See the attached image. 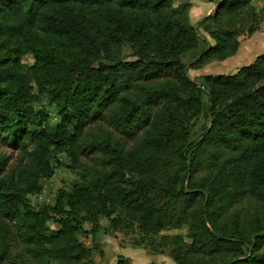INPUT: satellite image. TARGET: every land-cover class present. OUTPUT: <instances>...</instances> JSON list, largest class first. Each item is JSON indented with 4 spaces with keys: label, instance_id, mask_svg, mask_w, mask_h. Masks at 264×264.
<instances>
[{
    "label": "trees",
    "instance_id": "16d2710c",
    "mask_svg": "<svg viewBox=\"0 0 264 264\" xmlns=\"http://www.w3.org/2000/svg\"><path fill=\"white\" fill-rule=\"evenodd\" d=\"M251 3L218 0L199 23L210 43L189 25V1L0 0V139L31 144L24 181L49 176L51 153L81 147L93 124L142 132L129 149L87 143L109 170L43 208L26 199L34 184L2 186L0 160V260L20 242L16 264H97L78 233L105 217L135 222L173 264H264V52L234 72L187 73L260 31ZM203 42L186 69L184 54ZM26 53L33 63L18 69ZM186 225V235H160Z\"/></svg>",
    "mask_w": 264,
    "mask_h": 264
},
{
    "label": "rangeland",
    "instance_id": "374dc122",
    "mask_svg": "<svg viewBox=\"0 0 264 264\" xmlns=\"http://www.w3.org/2000/svg\"><path fill=\"white\" fill-rule=\"evenodd\" d=\"M170 1L172 6L176 7L189 0ZM251 4L261 15L259 21V27L261 29L258 32L264 33V17L262 14L264 11V0H252ZM190 6L188 8V22L190 26H193L202 18L191 20L189 18ZM198 25L197 30L201 35V37L199 36L201 40L206 39L210 43H213L204 31L203 25ZM250 36L251 35H244V37L241 38V43L244 42V44L246 43L245 46H247L248 41L250 40L248 37ZM204 42L199 43L196 49L184 54L183 61L186 64H189L195 58L196 52L203 48ZM130 53L131 49L129 46H124L122 54L128 55ZM32 63V55L26 53L20 56L17 68L24 70ZM218 63V61H213L201 66H195L189 68L187 73L191 78L217 73L220 71L216 65ZM48 116L50 117V120L55 121L56 116L54 112L48 111ZM202 122L203 118H200L196 122L192 138L196 137L201 131ZM141 135L142 132L139 131L135 136L128 137L125 134L116 132L111 126L100 123L93 124L91 130L84 134V141L81 147L77 146L76 149L66 152L51 153L49 165L53 170L49 176L38 177L37 175L35 176L33 172H30L23 175V177H30L26 181L22 179L19 171L21 167L27 168V170L29 169L28 153H31L32 151L31 144L28 140H23L22 138L16 143L18 146L15 147L14 141L10 139H0V160H5V165L1 173L3 180L2 186L6 183L12 182V184H17L21 190H28L34 184L37 187L36 190L26 194L28 203L32 206H37L38 208L50 206L53 204L60 190H69L73 184L77 183L86 184L87 182V184H89L91 181L90 174H94L95 172H106L109 170V166L100 165L102 153L100 151H90L89 148H85L87 143L96 142L95 139L100 138L109 142L111 145H117L123 149H129L136 145L141 138ZM34 181L35 183H33ZM38 193L43 194L44 197L42 200H39L36 197ZM126 221H128L127 218ZM127 223L128 225H117L113 227L110 225V220L108 218L99 217L96 220L97 227L94 231L95 234L90 232L91 227L86 223L83 226V229L78 233V238L90 249L92 258L97 264H116L120 256L126 258L128 264H173L166 248L162 251H156V248L151 244L152 239L148 238L147 235L142 234L135 222L131 221ZM47 226L54 228L55 224L50 220L48 221ZM187 233L188 226L186 225L180 228L163 230L160 235H186ZM11 246L10 254L7 259H1L0 264H16V261H18L15 259L16 256L22 258L26 256L27 252L20 242L13 243Z\"/></svg>",
    "mask_w": 264,
    "mask_h": 264
},
{
    "label": "crops",
    "instance_id": "0c3cea01",
    "mask_svg": "<svg viewBox=\"0 0 264 264\" xmlns=\"http://www.w3.org/2000/svg\"><path fill=\"white\" fill-rule=\"evenodd\" d=\"M189 1L191 3L189 9V18L191 20L205 17L214 10V7L216 5L212 0ZM249 38L250 42L248 41L247 46H245L246 43L244 44V42H240L239 48L233 56L216 64L220 71L212 74L234 72L237 68L251 63L257 55L261 54L264 50V33L256 32L255 34L248 37V39Z\"/></svg>",
    "mask_w": 264,
    "mask_h": 264
},
{
    "label": "water",
    "instance_id": "95a60500",
    "mask_svg": "<svg viewBox=\"0 0 264 264\" xmlns=\"http://www.w3.org/2000/svg\"><path fill=\"white\" fill-rule=\"evenodd\" d=\"M207 1V0H206ZM212 1H214L215 2V4L217 5L218 4V0H212ZM216 5H215V7H214V10H213V12L216 10ZM200 21V20H199ZM199 21L197 22V23H195L193 26H192V29L195 31V33L197 34V36H200L201 37V35H200V33L198 32V30H197V25H198V23H199ZM199 57V55L196 57V58H198ZM195 58V59H196ZM194 59V60H195ZM194 60H192L191 62H193ZM190 62V63H191ZM188 66H189V64H187L186 65V69L188 68ZM188 76V75H187ZM189 77V76H188ZM189 79L190 80H192V78H190L189 77ZM198 85V84H197ZM210 121V117L208 118V120H207V123Z\"/></svg>",
    "mask_w": 264,
    "mask_h": 264
},
{
    "label": "built area",
    "instance_id": "2783aa9c",
    "mask_svg": "<svg viewBox=\"0 0 264 264\" xmlns=\"http://www.w3.org/2000/svg\"><path fill=\"white\" fill-rule=\"evenodd\" d=\"M36 197H37L39 200H42L44 196H43V194L38 193V194L36 195Z\"/></svg>",
    "mask_w": 264,
    "mask_h": 264
}]
</instances>
